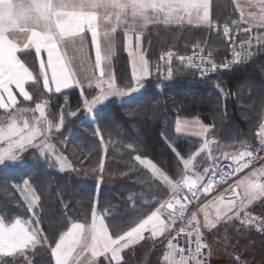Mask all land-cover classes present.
Returning a JSON list of instances; mask_svg holds the SVG:
<instances>
[{
    "label": "trees",
    "instance_id": "1",
    "mask_svg": "<svg viewBox=\"0 0 264 264\" xmlns=\"http://www.w3.org/2000/svg\"><path fill=\"white\" fill-rule=\"evenodd\" d=\"M232 13L236 14L232 0H212L211 19L225 21ZM254 35L256 46L252 56L232 70L201 76L176 60L171 61L173 75L169 77V61L161 59L162 51L185 53L192 43L207 41L208 48L221 59L226 47L219 35L206 27L149 26L140 39L151 74L144 79L141 90L126 98L116 97L105 109L106 114L95 118L99 136L90 118L84 119L83 111L76 117L69 115L84 108L78 88L47 92L42 78L39 83L28 82L26 87L33 99H19L17 106L45 101L53 125L58 122V115H63L62 129L57 131L53 127L48 138L71 166L61 172L52 157L38 158L35 149H28L23 153L25 163L19 168L0 167V215L6 214L8 221L31 216L14 187L29 180L40 197L35 208L37 219L52 246L72 222L90 221L96 196V209L104 217L110 234H123L165 204L171 194L169 186L140 165L135 156L150 159L170 179L179 182L188 172L172 147L188 158L201 146L200 138L176 132L178 118H199L209 126L208 135L223 144L257 145V131L264 120V47L257 46V39L264 37V28H254ZM114 42V78L118 87L129 89L133 79L122 30L114 33ZM19 56L33 76L40 77L34 51L21 52ZM83 92L89 97L93 91ZM102 162L104 170L98 180ZM208 165L209 160L200 154L193 158L191 171L203 173ZM247 211L258 218V224L259 219H264V197L254 201ZM145 237L123 250V264H160L168 233L156 241L149 238L150 234ZM208 237L232 264H237L238 256L241 258L238 264H264V232L258 231L256 225L246 228L239 221H221L215 229L208 230ZM28 259L33 264H54L48 246L29 251ZM20 264H25L22 258Z\"/></svg>",
    "mask_w": 264,
    "mask_h": 264
},
{
    "label": "snow or ice",
    "instance_id": "2",
    "mask_svg": "<svg viewBox=\"0 0 264 264\" xmlns=\"http://www.w3.org/2000/svg\"><path fill=\"white\" fill-rule=\"evenodd\" d=\"M210 0H0V109L4 110V114L0 115V167L6 169L19 168L25 163L23 153L28 149H35L38 158L50 159L55 152V146L50 142L47 133L53 127L60 131L63 126L64 117L61 115L60 122L53 125L48 120L45 112L44 103H36L35 108L17 107V98L14 91H18L24 101H31L33 97L26 90L28 81H36L39 83L40 78L43 79V88L47 92L54 90L61 93L62 89L72 86L71 81L75 76L72 61L74 56H69L66 49L75 48L76 38L80 39L81 61L87 60L83 55V43L85 36L90 34L91 47L95 50V65L92 76L89 78L88 87L99 90L98 95L91 100L86 97L83 99L84 108L76 112H70L69 115L76 117L80 111L84 112V119H95L101 113H105L107 106L112 103L116 97L126 98L138 91L137 87H130L127 92L119 88L118 82L114 76L106 70V62L112 54L111 44L108 45L105 55L102 57V49L100 36L109 40L118 28L127 25L125 30V41L127 50V41L129 39L130 30L134 29L137 23L146 26L149 23L174 24L187 20L189 24L197 21L199 24L207 23L211 27L210 20ZM249 8H258L259 11L249 12L247 23L254 24L256 28H264V0H249ZM238 10L241 13V20L244 18V9L239 4ZM131 17L132 24H128V18ZM239 26L240 21L234 22ZM218 27V26H217ZM250 29H245L249 31ZM223 32L229 41L232 40L230 29L225 26ZM16 33L23 34V48L13 38ZM137 49L140 47V35H136ZM248 47H253L251 41H248ZM257 46L264 47V37H258ZM34 50L37 60L40 63V77H34L32 71L19 58V53L24 52L30 54ZM202 52L203 49H200ZM42 52L47 53V62L42 59ZM234 62L230 65L224 63L221 66L216 65L209 58L199 57L200 64L195 65L203 74L215 72L222 69H228L235 66L240 61L241 54L233 48ZM133 81L137 85L141 81L150 76L149 62L139 52L133 54ZM173 53L166 54L169 61L168 76L173 75L171 70V60ZM249 58L251 53L248 54ZM162 57L161 59H163ZM181 63L187 59L189 66L194 65V57H177ZM210 64L211 68H201V65ZM91 66V65H90ZM99 75H96V73ZM49 73L51 74L49 77ZM80 84V81H76ZM83 95V93H82ZM5 97L7 99H5ZM14 109V110H13ZM32 113L29 120L27 113ZM35 113H39L36 116ZM106 114V113H105ZM198 123V122H197ZM180 131L179 122H177V132ZM209 131L208 128L201 127L196 133L203 135ZM99 136L101 132L99 128L96 130ZM261 148L258 150H249L245 148L239 152L224 153V159H231L236 165L231 169L229 175L235 176L237 173L243 172L253 162L256 152L264 151V123L261 124L260 131ZM211 148V143L205 138L200 148L194 156L203 154L205 150ZM172 151L177 156L178 161L182 163L185 172H190L193 165V158H184L173 146ZM211 159V155L209 154ZM140 165L151 170L153 176L160 179L164 184L173 190V196L176 190L181 187L179 182L170 179L164 171L158 168L150 159L142 158L140 155L134 158ZM59 163V171L63 172L67 165L63 158L56 156ZM215 164V159H212ZM103 162L100 165V171L103 172ZM95 172V169H93ZM211 172L216 175L214 168H204L203 174H198L195 179L188 175L183 177V187H186L191 193L192 198L197 197V193L201 192L207 195L211 190L214 181L209 179L204 182L205 175ZM260 175L264 176V169L260 170ZM257 174L253 172L250 177L237 181V188L243 190L244 195L239 197L235 194L237 188L231 191L234 195L229 199L223 208H218L215 220H208V214L205 213V226L209 231L215 229L219 222L234 223L239 221L242 227L252 228L256 225L257 230L264 232V219H259L251 215L247 211L248 205L253 201L264 197V180L255 178ZM220 179H226L220 174ZM201 182L200 187L197 182ZM24 186L15 185L18 191L28 193L24 199L28 202V211L35 213V208L39 203L40 197L35 194L30 187L29 180L23 182ZM30 197V198H29ZM186 199H189L186 197ZM179 206L180 216L174 213ZM166 207L171 209L168 213L170 222L166 223L160 218V212L165 208L164 204L160 205L156 211H153L146 219L140 220L134 227L123 234H110L108 225L105 224L103 216H98L95 207L92 212V220L90 225L82 223H71L66 232L61 234L52 246L51 241L39 227V220L32 221L33 226H29V222L15 219L8 221L5 215H0V264H20L21 258L25 264H33L28 259L29 251L37 250L38 247L48 246L54 264H123L122 252L130 245L137 244L139 241L145 240V232L150 233L153 241L162 239L166 232L172 229L177 219H184V209L187 207L185 203L176 200L175 203L169 202ZM196 217L193 215L189 219L191 225ZM180 232H185L184 228ZM186 235L195 237V250H189V254L185 255V249L174 246L172 239L167 240V248L160 264H206L202 259V249L207 247L202 242V233L199 227L194 230L187 231ZM164 245H162L163 247ZM88 255L85 257L84 254ZM179 255V259L176 256ZM82 257L84 259L82 260ZM240 257L235 260L238 264Z\"/></svg>",
    "mask_w": 264,
    "mask_h": 264
},
{
    "label": "crops",
    "instance_id": "3",
    "mask_svg": "<svg viewBox=\"0 0 264 264\" xmlns=\"http://www.w3.org/2000/svg\"><path fill=\"white\" fill-rule=\"evenodd\" d=\"M234 2H235V0H232L233 6L235 7L234 8L235 12L237 15H239L241 17V13L238 10L237 6L234 5ZM253 2H257V0H253ZM237 3L241 7H243L244 18H245L244 21L247 22V17L249 14V7H248L249 0H237ZM210 5H212V0H210ZM258 11H259V9L255 12H258ZM210 20H211V7H210ZM128 24L129 25L132 24L131 17L128 18ZM156 24H162V25H168V26L188 25V26H201V27H207V25H208L207 23L199 24L197 21H195V19L193 20V22L191 24H189L187 22V20H185L184 22H178V23H174V24H163V23H156ZM151 25H153V23H149L146 26H141V24L137 23L135 25L134 29L130 30L129 38H136L137 34H139L140 36L143 35L147 31L148 27ZM251 26H252V28L253 27L256 28L254 24H252ZM126 28H127V25H123L118 29L122 30L125 33ZM13 38L20 44L21 48H23V43H24L23 34L16 33ZM102 38H104L103 35H101L99 38L100 42H101L102 57H103V49L104 48H103V41H102L103 39ZM110 40L113 41V34H112ZM71 43L72 42H69L70 46L65 51H67L69 56H70V52H71L74 55L75 59L81 61V58H80L81 56H78L81 54L79 52V49L81 47L80 39L76 38V40H75L76 47L75 48L71 47ZM82 47H83V51L85 50L88 54L86 61H90V63L87 64L84 61V63L79 65L81 72L75 73V76H74L73 80L71 81L72 86L67 88V89L82 85L81 81H83V79H82L83 75H85L84 77H91L93 74L94 65H95V63H94V61H95V50L91 47V36H90V34L85 36L84 43H83ZM113 52L114 51H112V54L109 57L110 59L112 58ZM41 56H42V59L46 63L47 62V53L42 52ZM19 58H20V56H19ZM102 63L105 64L104 62H102ZM38 65L40 68L39 61H38ZM72 67H73V71H74L73 64H72ZM84 70H87V71L85 72ZM109 73L112 74V69H111L110 63H109ZM50 75L51 74L49 73V77H50ZM96 75H99V73L97 72ZM76 81H80V84H77ZM86 81L84 80L83 82H86ZM28 82H30V81H28ZM42 83H43V79H42ZM25 87H26V85H25ZM26 90H27V87H26ZM63 90H66V89H62L61 91H63ZM52 91H55L54 86H53ZM14 94L17 98V102L20 98L23 99V97L19 95L18 91H14ZM5 99H7V98L5 97ZM177 122H179V125H180V131L179 132H177ZM262 123H264V120L262 121ZM202 126L209 129V126L207 124H205L199 118L180 117L175 122V130L177 133L200 138L202 140V143L204 142V140L206 138L211 143V148L205 150V152L203 153V155L209 160V165L207 166L208 168H213L215 165L212 163V159H215V161H217L220 158H224L225 152H227V153L239 152V151L244 150L247 146H249V145H246V146L235 147V146L223 144V143L219 142L215 137L209 136L208 135L209 131L207 133H204L203 135H197L196 133L199 131V129ZM260 131H261V125L257 131L258 142L260 141V135H259ZM195 153H197V151ZM194 154L192 157H196V156H194ZM209 154L211 155V159L209 158ZM203 172H204V168H203ZM253 172H255L257 174V176L255 178L260 179L258 170L254 167H248L243 172L238 173L236 175V177H234L230 181H225V182H221V183H213L212 190L207 195H203V193L201 191V192L197 193L196 198H192L191 193L188 191V189H185L183 186L179 187L176 190V195L173 196V190L169 187L171 194H170V197L168 198V201H174L175 202L180 195L185 193V194H187L189 201L191 202V205L187 206L184 209V213H183L184 219L183 220L177 219L176 223L174 224V225H176L177 223H180V224L182 223L181 226L178 227V230L174 231L176 229V227L174 228V225H173L172 229H170L169 232H166L169 235V239H172L173 237H175V239L173 240L174 246L177 247V246L183 245L185 247H188L189 249L192 248L194 251L195 247H196V245L194 243L195 237L194 236L189 237L188 235H186V233H179V230L183 225H189L191 230H194L195 227H199V230L202 233V242L204 245L207 246V247L202 249V253H206V255L202 257L203 261H205L206 263L208 262L209 264H231L229 258H227L220 250H218L216 243L210 242L207 240L208 228L205 226V213L208 214V220L209 221L215 220L217 209L223 208L227 204L229 199L234 195V193L231 190L233 189V187L237 188V181L244 179L245 177H250ZM188 173L191 174L193 177H195L198 174H203V173H194L192 171H190ZM209 179L212 180L211 172H209L205 175L204 182H206ZM262 180H264V179H262ZM200 184H201V182L198 181L197 186L200 187ZM235 194L238 197L236 203H239V197H242L244 195L243 190L241 188H237V191ZM250 205H248V207ZM158 208H160V206ZM176 208H177V211L174 213V215L179 217L180 216L179 207L177 206ZM156 210H154V211H156ZM170 211H172V210H168L165 207L164 209L161 210V212L159 214L160 218L162 220H164L166 223L170 222V217L168 216V213ZM193 215H195L196 219L190 225L189 219ZM146 218H144V219H146ZM145 234H150V233L145 232L144 235Z\"/></svg>",
    "mask_w": 264,
    "mask_h": 264
},
{
    "label": "built area",
    "instance_id": "4",
    "mask_svg": "<svg viewBox=\"0 0 264 264\" xmlns=\"http://www.w3.org/2000/svg\"><path fill=\"white\" fill-rule=\"evenodd\" d=\"M235 21H240L239 26H237L234 22ZM211 27L208 25V31L214 32L223 41L225 45V53L221 59L217 58V54L215 51L211 50L208 48L206 41L204 42H194L191 44L189 47V50L185 53H180V54H174L172 60H179L177 57L183 56L185 58L187 57H194V65L189 66L187 63V59L185 60V64H187L189 67L193 68L199 75L201 76H206V75H211V74H217L221 71H227V70H232L233 68L242 65L246 63L250 58L248 56L249 52L251 53V56L253 54L254 48L256 46L255 43V35H254V29L252 28L251 25L246 23L244 20H241V17L237 14H232L230 17L225 20V21H220V20H211ZM218 26V27H217ZM225 26H228L230 29V35L232 37V40L229 41L228 37L225 36L223 29ZM245 29H250L249 31H245ZM248 41H251L253 47L249 49L248 47ZM233 48H235L236 52H239L241 54L240 56V61L238 63H235V66H230L228 69H222L220 68L219 70L215 72H208L206 74L202 75V72L197 69L195 65L200 64L199 57L203 56L206 59L209 58V54H211V60L218 66L223 65L224 63H229L230 65L234 62V54H233ZM200 49H203L201 52ZM169 51H164L161 53V58L164 57V59H167L166 54ZM201 68H211L210 64H205L201 65ZM262 146L260 144V141L257 143V145H249L246 148L249 150H258ZM236 165L232 162L231 159H224L220 158L216 161L214 165V169L216 171V175H213L211 173L212 180L214 183H221L225 181H230L232 180L235 176L229 175L230 171L232 168H234ZM249 167H254L258 170L259 173V178L264 179V176L260 175V170L264 169V151H258L255 154V157L253 159V162L249 165ZM220 174H223L226 179L221 181L220 179ZM181 228L185 229V232H180L179 233H186L187 231H190L191 228L189 225H183ZM180 228V229H181ZM178 248H183L186 251H189L190 249L188 247H184L183 245L177 246ZM193 250V249H192ZM185 254V253H184ZM177 259H179V255L176 256Z\"/></svg>",
    "mask_w": 264,
    "mask_h": 264
},
{
    "label": "rangeland",
    "instance_id": "5",
    "mask_svg": "<svg viewBox=\"0 0 264 264\" xmlns=\"http://www.w3.org/2000/svg\"><path fill=\"white\" fill-rule=\"evenodd\" d=\"M237 0H235V2H234V5L235 6H237ZM232 7H233V10L235 11V7L233 6V3H232ZM258 10V8H249V12H252V11H257ZM232 14H234V13H232ZM211 20H213V19H211ZM247 23V22H246ZM207 30H208V25H207ZM253 29H254V27H253ZM209 32H211V31H209ZM141 37V36H140ZM103 40V56L105 55V51L104 50H106L107 49V47H108V45L109 44H111V48H112V51H114L115 50V42H114V33H113V41H111L110 39L109 40H106L105 38H102ZM206 43H207V41H206ZM208 46V45H207ZM127 51H128V54H129V52H132L133 54H135V53H137V52H139L140 54H142L144 57H145V54L143 53V51H142V49H141V39H140V47H139V49H137V41H136V38H129L128 39V41H127ZM165 51H168V50H165ZM162 52H164V51H162ZM161 52V53H162ZM169 52H171V51H169ZM160 53V54H161ZM173 54H177V53H174V52H172ZM83 54H84V56L85 57H88V54H87V52L84 50L83 51ZM113 54H114V52H113ZM70 56H74L71 52H70ZM78 56H81V54L80 55H78ZM113 56V55H112ZM161 56V55H160ZM129 57H130V68H131V71H132V74H133V57L132 56H130L129 55ZM145 59H146V57H145ZM110 60V61H109ZM171 61H176V60H171ZM87 64L88 63H90V61H85ZM82 63H84V62H82V61H80V60H77V59H73V61H72V64H73V66H74V72L75 73H79V72H81V70H80V68H79V65H81ZM94 63H95V61H94ZM105 64H106V70L109 72V63L111 64V69H112V58L110 59H108L106 62H104ZM185 64V63H184ZM187 65V64H186ZM85 72L87 71V70H84ZM112 75L114 76V74H113V69H112ZM85 75H83V77H82V79H83V81L85 80H87L86 82H83V81H81L82 82V85H80V86H75L76 88H78L79 90H80V92H81V95H82V93H83V95H82V98L84 99L85 97L88 99V100H91L94 96H96V95H98V92H99V90L98 89H96L95 88V85L93 84V87H88V82H89V78L90 77H84ZM147 78V77H146ZM133 79V78H132ZM143 86H144V79L141 81V84L140 85H137L136 83H135V81H133V84H132V86L131 87H137L138 88V91L139 90H141L142 88H143ZM120 88V87H119ZM84 89H88L89 91H93L92 92V94H90L89 95V97H88V95H86L84 92H83V90ZM122 89V88H121ZM125 92H127L129 89H123ZM137 91V92H138ZM91 93V92H90ZM135 94V93H134ZM131 95H133V94H131ZM130 95V96H131ZM118 98H120V97H118ZM20 99H22V98H20ZM19 101V100H18ZM36 103H44L45 104V112H46V117H47V119L48 120H50V121H52V119L49 117V115L47 114V106H46V102L45 101H40V102H35V103H32L31 105H21V106H17V107H21V108H31V109H34L35 108V105H36ZM14 110V109H13ZM4 114V112L3 113H0V115H3ZM27 116H28V118H29V120H31V117H32V113L30 112V113H27L26 114ZM35 115L36 116H39V113H35ZM60 116L58 115V117H57V120L56 121H58L57 123H59L60 122ZM90 120H91V123H92V125H93V127H94V129L95 130H97V125H96V122H95V119H92V118H90ZM52 123H53V121H52ZM47 135L48 136H50L51 135V133L50 132H48L47 133ZM56 156H60L61 158H63V160H64V162L67 164V165H70V161L66 158V156L65 155H63L62 153H60V152H58V151H56V149H55V152H54V154L52 155V158L57 162V160H56ZM71 166V165H70ZM57 168H59V163L57 162ZM68 168H70V167H67L65 170H67ZM97 177H98V180H101V178H102V172L100 171V169H99V171H98V174H97ZM20 186V188L22 189L23 188V186H24V184H21V185H19ZM30 187H31V185H30ZM32 188V187H31ZM19 192V194L21 195V197H22V199H23V201L25 202V204H26V206L28 207V202L24 199V196L25 195H28V193H22L21 191H18ZM30 198V197H29ZM96 200H97V196H96V198H95V200H94V205H93V209H94V207H95V211H96V213H97V215L98 216H102V214L101 213H99L98 211H97V209H96ZM93 209H92V212H93ZM30 214H31V216L29 217V218H15V219H21L22 221H25V222H29V226H33L32 225V221H35V220H38L37 219V213L35 212V213H32V212H30ZM15 219H13V220H11V221H14ZM91 220H92V215H91V219H90V221L89 222H78V221H76V222H72V223H82V224H86V225H90L91 224ZM106 224V223H105ZM182 224V223H181ZM181 224L180 223H177L176 225H174V228L176 227V229L174 230V231H177L178 230V227H180L181 226ZM179 225V226H178ZM71 226V224L67 227V229L66 230H64L61 234H63L64 232H66L67 230H68V228ZM39 227L41 228V225H40V223H39ZM42 229V228H41ZM175 233V232H174ZM60 234V235H61ZM59 235V236H60ZM174 236V235H173ZM176 236V235H175ZM59 238V237H58ZM207 240L208 241H210V242H214V241H211L210 239H209V237H208V231H207ZM214 243H216V242H214ZM216 245H217V243H216ZM185 247V246H184ZM191 248V247H190ZM217 248H218V246H217ZM191 251H193L192 250V248L190 249ZM218 250H220L219 248H218ZM221 251V250H220ZM222 252V251H221ZM223 253V252H222ZM189 254V251H186L185 252V255H188ZM224 254V253H223ZM88 254L87 253H85L84 254V256L86 257ZM206 255V253H202V257L203 256H205ZM225 255V254H224ZM226 256V255H225ZM227 257V256H226ZM227 258H229V257H227ZM84 259V257H82V260ZM229 260H230V258H229ZM53 262H54V260H53ZM230 262H231V260H230ZM73 264H75V261L73 262ZM206 264H209L208 262L206 263ZM231 264H232V262H231Z\"/></svg>",
    "mask_w": 264,
    "mask_h": 264
},
{
    "label": "water",
    "instance_id": "6",
    "mask_svg": "<svg viewBox=\"0 0 264 264\" xmlns=\"http://www.w3.org/2000/svg\"><path fill=\"white\" fill-rule=\"evenodd\" d=\"M185 175H188L190 178H192V179H195V177H193L191 174H189V173H186V174H184L183 175V177L185 176ZM183 177L181 178V180L179 181V183H180V185L181 186H183ZM185 189H187L186 187H184ZM233 188H236V187H233ZM186 197L188 198V196H187V194H182V195H180L179 197H178V199L177 200H180L182 203H185L187 206H189V205H191V202L189 201V199H186ZM169 202H172V203H175L174 201H167L166 203H165V207H166V205H167V203H169ZM178 206V205H177ZM176 206V207H177ZM179 207V206H178ZM167 208V207H166ZM168 209V208H167ZM168 210H171V209H168Z\"/></svg>",
    "mask_w": 264,
    "mask_h": 264
}]
</instances>
